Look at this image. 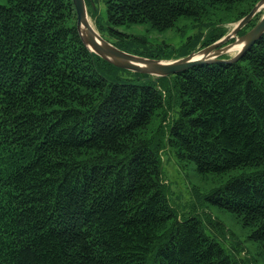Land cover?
<instances>
[{
  "label": "trees",
  "instance_id": "16d2710c",
  "mask_svg": "<svg viewBox=\"0 0 264 264\" xmlns=\"http://www.w3.org/2000/svg\"><path fill=\"white\" fill-rule=\"evenodd\" d=\"M258 1L104 3L113 28L197 22L206 31L193 47ZM164 146L200 175L227 178L207 201L264 251V35L235 63L154 79L90 52L72 0H0V264H237L171 207Z\"/></svg>",
  "mask_w": 264,
  "mask_h": 264
},
{
  "label": "rangeland",
  "instance_id": "374dc122",
  "mask_svg": "<svg viewBox=\"0 0 264 264\" xmlns=\"http://www.w3.org/2000/svg\"><path fill=\"white\" fill-rule=\"evenodd\" d=\"M92 3L93 13H91L90 5L87 9L93 27L104 40L128 53H142L149 50L159 57H175L190 52L194 48L197 51L206 47L201 45L202 42L194 44L193 47H187L189 38L206 31L197 22L180 19L173 28L163 32L151 29L149 24L113 28L107 24L104 0H92ZM263 13L264 9L258 13L257 17H261ZM233 25L234 23L226 25L227 32ZM235 53V51L230 52L224 57L230 58ZM118 75L126 76L121 72ZM174 116L175 109L170 111L167 120L170 121ZM159 155L161 178L167 187V197L175 212L180 217L198 218L203 223L208 236L215 240L237 264H264V251L249 238L250 231L245 229L233 215L212 206L206 199L227 178L200 175L194 164L177 159L168 146L160 149Z\"/></svg>",
  "mask_w": 264,
  "mask_h": 264
},
{
  "label": "water",
  "instance_id": "95a60500",
  "mask_svg": "<svg viewBox=\"0 0 264 264\" xmlns=\"http://www.w3.org/2000/svg\"><path fill=\"white\" fill-rule=\"evenodd\" d=\"M88 1L93 6L92 0ZM72 3L76 14V30L82 44L90 52L118 69L148 75L154 79L177 75L197 65L235 63L264 35V13L250 30L238 35L264 9V0H259L248 14L234 23L227 34L211 45L194 50L184 57L153 59L125 52L104 40L90 22L86 0H72ZM233 51L236 52L234 56L222 58Z\"/></svg>",
  "mask_w": 264,
  "mask_h": 264
},
{
  "label": "bare ground",
  "instance_id": "6f19581e",
  "mask_svg": "<svg viewBox=\"0 0 264 264\" xmlns=\"http://www.w3.org/2000/svg\"><path fill=\"white\" fill-rule=\"evenodd\" d=\"M200 56H196V58H199Z\"/></svg>",
  "mask_w": 264,
  "mask_h": 264
}]
</instances>
